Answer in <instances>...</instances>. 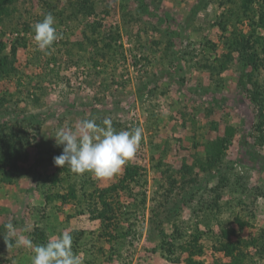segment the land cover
Wrapping results in <instances>:
<instances>
[{
	"label": "rangeland",
	"instance_id": "obj_1",
	"mask_svg": "<svg viewBox=\"0 0 264 264\" xmlns=\"http://www.w3.org/2000/svg\"><path fill=\"white\" fill-rule=\"evenodd\" d=\"M243 3L8 5L0 15V58L13 69L0 77V264H31L33 248L64 230L82 264H264V20L258 2ZM48 13L62 38L45 54L33 28ZM251 46L255 68L242 56ZM85 118L143 130L118 174L54 165L57 131ZM8 222L23 241L10 247Z\"/></svg>",
	"mask_w": 264,
	"mask_h": 264
},
{
	"label": "clouds",
	"instance_id": "obj_2",
	"mask_svg": "<svg viewBox=\"0 0 264 264\" xmlns=\"http://www.w3.org/2000/svg\"><path fill=\"white\" fill-rule=\"evenodd\" d=\"M55 24V17L48 13L34 25V40L38 49L45 54H50L54 43L62 38ZM142 135L143 130L139 127L117 131L110 119L97 123L95 118H85L79 122L76 130L62 128L57 131L56 144L62 145L63 150L53 158V162L57 167L67 166L76 175L91 173L99 179L110 178L135 157ZM4 227L6 234L3 238L8 247L13 242H23L16 238L12 222ZM72 243L73 236L67 230L52 235L45 244L33 248L31 264H82L73 251ZM27 244L32 247L30 240Z\"/></svg>",
	"mask_w": 264,
	"mask_h": 264
},
{
	"label": "trees",
	"instance_id": "obj_3",
	"mask_svg": "<svg viewBox=\"0 0 264 264\" xmlns=\"http://www.w3.org/2000/svg\"><path fill=\"white\" fill-rule=\"evenodd\" d=\"M254 1L258 2V6H259L258 12L261 15V19L264 20V0H244L243 4L245 5V4H247V2H248V4H251ZM12 2H13V0H0V15L7 13L8 5ZM48 2H50V0H48ZM82 7H83V9H86L87 6H82ZM86 12H90L89 7H88ZM2 46H3L2 43H0V52H1ZM250 48H252L251 51L247 52V50L245 49V53L242 56H243V60L245 62L251 64L252 67L255 68L257 66L256 65V63H257L256 57L258 55H257V51L253 48V46H251ZM5 64L6 63L4 62V60L2 58H0V77H3V75H8L13 70L12 67L5 66ZM262 101H263V99H262ZM260 107H261L262 111L259 114V124L261 125V124H264V110H263V105H260ZM129 169H130V167L126 168V170H129ZM124 180H126V175L124 176V178H121L120 183H123ZM118 186L119 185L110 186V187H108V190L111 192L112 190H116L118 188ZM109 191H107V192H109ZM173 210H174V208H171L168 210V212H171ZM157 236L160 239V242L162 244H168L169 240L166 239L167 235L163 229H158Z\"/></svg>",
	"mask_w": 264,
	"mask_h": 264
}]
</instances>
